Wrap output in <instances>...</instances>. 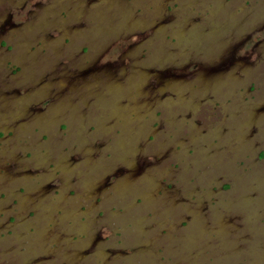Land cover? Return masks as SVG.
Segmentation results:
<instances>
[{"label": "rangeland", "instance_id": "rangeland-1", "mask_svg": "<svg viewBox=\"0 0 264 264\" xmlns=\"http://www.w3.org/2000/svg\"><path fill=\"white\" fill-rule=\"evenodd\" d=\"M0 264H264V0H0Z\"/></svg>", "mask_w": 264, "mask_h": 264}]
</instances>
